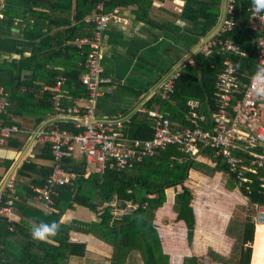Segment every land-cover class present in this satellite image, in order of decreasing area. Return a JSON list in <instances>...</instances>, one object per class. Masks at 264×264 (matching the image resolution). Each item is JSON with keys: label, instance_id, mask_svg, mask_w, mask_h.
<instances>
[{"label": "trees", "instance_id": "obj_1", "mask_svg": "<svg viewBox=\"0 0 264 264\" xmlns=\"http://www.w3.org/2000/svg\"><path fill=\"white\" fill-rule=\"evenodd\" d=\"M138 0H109L105 12L135 5ZM98 0H31L27 16L32 24L30 31L39 36L34 42L32 53L15 61L13 67L19 76L16 86H5L10 100L5 111L0 114L4 124H16L20 132L6 139V145L18 151L25 145L21 135L37 127L55 111L53 106L54 87L58 76L64 78L61 90L64 106L72 105L89 96L87 86L81 81L87 71L86 60L89 44L78 45V40L91 37L94 25L89 23L85 32H79L86 18L97 12ZM251 0H236V24L223 38H231L247 51V56L231 57L239 77V92L243 93L251 76L259 67L255 43L258 36L264 37V27L260 31L248 28ZM138 10L143 11L142 8ZM227 53L221 47L214 48L212 54L201 51L194 54L192 62L182 66L181 74L175 81V92L170 99L153 96L147 101L144 111L134 113L125 124L124 134L132 139H151L154 136L151 108L166 112L173 126H188L191 109L188 100L200 102L198 112L202 116L201 125L213 129L211 119L215 109V87L218 74L224 68ZM29 117L33 125H25L21 118ZM61 129L78 134L85 127H76L71 120L59 123ZM36 158L23 162L17 169L14 199L15 220L12 223L0 214V264H69L71 257H82L88 246L84 241L72 239L73 232L91 234L112 245L115 249L111 264H169V255L164 252L161 238L154 225L157 210L167 199V189L184 186L191 169L208 175L217 171L227 173L223 158L216 156L213 148L203 145L201 154L210 157L215 165L179 150L176 145H166L153 155L146 156L126 168H106L104 171H89L85 159L64 156L61 166L74 177L67 183L57 185L52 209L44 204L38 207L34 201V187L42 186L54 168V157L50 145L42 147ZM14 158H0V185ZM250 191L237 185L232 176L230 181L237 187L253 212L264 204V188L256 175L252 176ZM193 194L187 188L176 193L173 207L178 220L188 225V237H193L196 214L192 204ZM83 207L93 218L82 220L70 218L68 211ZM116 211H120L117 214ZM19 214V218L17 215ZM249 213L237 214L229 219L225 233L233 239L229 255L217 252L212 247L207 254L230 264H250L254 240L255 220ZM23 217V218H22ZM22 218V219H20ZM24 219V220H23ZM61 223L59 235L50 242L34 240L30 233L33 224L41 222ZM12 227V228H11ZM140 255H136L137 253ZM131 253H134L133 256ZM138 257V258H137ZM137 258V260H136ZM200 257L185 256L183 264H197Z\"/></svg>", "mask_w": 264, "mask_h": 264}, {"label": "crops", "instance_id": "obj_2", "mask_svg": "<svg viewBox=\"0 0 264 264\" xmlns=\"http://www.w3.org/2000/svg\"><path fill=\"white\" fill-rule=\"evenodd\" d=\"M30 5L31 0H0V88L18 84L19 76L13 65L18 59L32 53L34 42L39 38L30 31L32 24L27 18ZM225 5L226 0H138L135 5L115 9L121 20L110 24L101 34L100 65L102 75L109 81L100 84L94 118L122 119L126 124L134 113L144 111L147 101L159 96L158 90L164 77L175 67L192 62L201 45L219 28ZM89 23L90 20L86 18L79 32L87 31ZM247 26L249 28L248 21ZM247 54L245 51V55L236 56ZM158 107L157 104L151 110H159ZM54 112L40 125L56 119ZM21 120L27 126L33 125L29 117ZM27 135L20 136L25 145L18 151L6 145L8 137L0 142V158H14L4 179L13 168L18 169L23 163L19 161L23 153H29V161L33 160L47 144L37 143L29 150ZM72 155L78 160L84 159L78 148L74 149ZM200 160L215 165V161L208 156ZM230 179L228 172L217 171L214 175H208L191 169L184 186L167 189L166 202L157 210L154 225L159 232L163 250L169 255V264H183L185 256L201 257L207 254L209 247L229 255L233 239L225 233L226 226L231 217L239 212L244 213L249 205L247 197L242 196ZM183 187L193 194L191 200L196 214V227L191 238L187 234V222L177 219L173 207L175 195ZM237 192L241 194L242 204L235 202L238 201ZM34 201L38 207L44 204ZM68 216L82 220L93 218L84 208L80 211L78 208L70 210ZM255 217L256 214L254 220ZM258 226L255 223L254 237ZM220 230L226 236L220 237ZM72 239L86 242L88 249L82 257H71L69 264H111L110 258L115 253L112 245L81 232H73ZM130 259L128 264H131Z\"/></svg>", "mask_w": 264, "mask_h": 264}, {"label": "built area", "instance_id": "obj_3", "mask_svg": "<svg viewBox=\"0 0 264 264\" xmlns=\"http://www.w3.org/2000/svg\"><path fill=\"white\" fill-rule=\"evenodd\" d=\"M109 0H98L97 12L88 18L94 29L91 37L78 40V45L86 43L90 50L86 60L87 71L81 81L87 86L89 96L80 99L69 106L62 104L65 97L61 90L64 78L58 76L53 95L54 115L56 119L35 127L28 133L27 148L31 150L37 143L50 145L54 157V168L51 175L42 186L34 187V199L43 202L47 209H52L54 196L58 194L57 185L69 182L74 174L66 171L60 164L64 156H73L74 149L78 148L88 163L89 171H104L106 168H126L142 161L146 156L153 155L166 145H176L179 150L194 159L203 157L201 148L209 145L216 156L224 159L228 174L237 182V185L250 191L252 176H258L264 187V101L258 100L252 93L253 77L259 71L264 74V37L258 36L255 50L259 67L253 73L249 83L240 94L239 77L232 55H245V51L231 38L223 35L232 30L236 24V0H226L223 20L215 33L209 37L199 50L205 54H212L214 48L221 47L227 56L224 68L216 80L217 95L215 109L211 119L213 129H205L198 112L200 102L188 100L191 114L188 117L190 125L173 126L166 112L150 110L154 136L151 139H132L124 134L122 119H95V102L100 94V84L109 79L102 75L100 65L101 34L110 24L121 20L117 11L105 12V5ZM248 25L256 30L264 25V12L256 14L249 8ZM182 66L175 67L162 80L158 95L161 99H170L175 92V81L181 74ZM10 100L4 88H0V114L5 111ZM71 120L76 127H85L81 133L74 134L61 129L59 123ZM20 132L16 124H4L0 117V142H3L13 133ZM20 163L29 161V153L22 154ZM93 166V167H91ZM17 169L13 168L4 179L0 189V214L7 218L9 223L15 220L16 188L15 180ZM255 223L264 226V204L257 206ZM12 228V227H11ZM197 264H230L214 259L208 254L202 255Z\"/></svg>", "mask_w": 264, "mask_h": 264}, {"label": "clouds", "instance_id": "obj_4", "mask_svg": "<svg viewBox=\"0 0 264 264\" xmlns=\"http://www.w3.org/2000/svg\"><path fill=\"white\" fill-rule=\"evenodd\" d=\"M251 3L254 13L259 14L264 12V0H251ZM251 91L258 100L264 101V74L259 71L253 77ZM61 226V223L56 221L51 223L41 222L39 224H33L30 228V233L34 240L50 242L59 235Z\"/></svg>", "mask_w": 264, "mask_h": 264}, {"label": "bare ground", "instance_id": "obj_5", "mask_svg": "<svg viewBox=\"0 0 264 264\" xmlns=\"http://www.w3.org/2000/svg\"><path fill=\"white\" fill-rule=\"evenodd\" d=\"M254 254L251 264H264V226H258L253 244Z\"/></svg>", "mask_w": 264, "mask_h": 264}, {"label": "rangeland", "instance_id": "obj_6", "mask_svg": "<svg viewBox=\"0 0 264 264\" xmlns=\"http://www.w3.org/2000/svg\"><path fill=\"white\" fill-rule=\"evenodd\" d=\"M262 115H263V120H264V109H263V114ZM91 167H93V166H91ZM225 177H226V174H225ZM236 195H237L236 198H238V201H235L236 204H240V203L242 204L243 200H242V197H240L241 196L240 192H237ZM82 208L83 207H79L78 210L80 211V209H82ZM116 212H117V214H119L120 211H116ZM246 212L249 213V214H251V215L255 214V212H253V210L251 209V206L248 205V204H247V209L244 211V213H246ZM239 213L241 215L244 214V213H241V212H239ZM80 218H81V216H80ZM255 235H256V233H255ZM224 236H226V234L224 233V231L220 230V237H224ZM226 238H228V237H226ZM254 241H255V237H254ZM254 241H253L252 244H254ZM253 254H254V247H252V257H253Z\"/></svg>", "mask_w": 264, "mask_h": 264}]
</instances>
